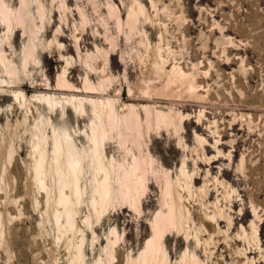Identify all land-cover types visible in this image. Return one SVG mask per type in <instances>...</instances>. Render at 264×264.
I'll return each instance as SVG.
<instances>
[{"label":"rangeland","instance_id":"rangeland-1","mask_svg":"<svg viewBox=\"0 0 264 264\" xmlns=\"http://www.w3.org/2000/svg\"><path fill=\"white\" fill-rule=\"evenodd\" d=\"M4 2L11 21L0 15V264H264V0ZM91 100L141 116L132 130L110 131L104 150L107 161L128 165L142 154L146 184L139 201L118 196L98 219L87 170L70 230L53 135L92 147L100 115ZM38 134L45 188L35 168ZM171 199L181 223L167 222L159 250L143 256Z\"/></svg>","mask_w":264,"mask_h":264},{"label":"bare ground","instance_id":"bare-ground-1","mask_svg":"<svg viewBox=\"0 0 264 264\" xmlns=\"http://www.w3.org/2000/svg\"><path fill=\"white\" fill-rule=\"evenodd\" d=\"M7 7L5 5L4 0H0V15L5 22L10 23L11 12L8 10ZM31 52L32 50L29 46L25 52L27 57L28 55L31 54ZM182 74L183 76H186L184 72ZM60 77L61 79H63L62 75ZM184 81H187L185 80V77H184ZM189 81L190 80H188V82ZM46 99L49 102V104H51L53 107L57 104L50 97ZM90 102L94 105L95 110L99 111V115H100L98 120L95 118L92 121L91 134L88 135L92 147L88 149L84 147L83 148L78 147L74 141V138H72V136L68 132H65L63 135H57V133H54L53 135L54 137L53 158H52L54 161L52 162L54 164V166L52 165L53 172H55L57 175L59 204H61V206L63 207L62 214L65 215V219H66V225L64 226V228L66 227L67 229L70 230L71 229L73 230L75 228V218H76L75 215L77 211L76 212L74 211V207L76 206V204L78 206V204L82 202V199L86 193L87 188L86 189L83 188L82 180L85 175V172L87 174L88 172L87 170L93 171L91 175L93 176L92 177L93 182L91 183L93 184L91 198L94 207V212L98 216V219L102 218L108 212L107 211L108 206L111 205L114 198L120 196V198L123 199V201L125 200L136 201L138 199L137 196L140 190L145 188L144 185L145 182L142 173V169H143L142 165L144 163V158L142 157L143 156L142 154L139 155L133 154L132 156L133 161L132 163L130 162V164L128 165V164H120L118 162L116 163L115 160L107 161L106 160L107 157L105 156V150H104V144L110 134V131L112 132V130H114L115 127L119 128L122 125L126 127L128 130H132L133 126H136L140 123L141 116L138 115L139 113L136 112V109L134 107H129V112L128 111H127L128 113L126 112L127 114L125 115L122 114V116H119L118 115L119 113L118 114L116 113L112 100H107L106 102H102L100 104L94 100H91ZM80 110L81 112L86 111L82 103ZM156 114L160 115L161 112ZM138 127H134V129ZM42 144H45V138L43 137V135H39L38 140L34 142V150L38 153L36 154L38 155V159L36 157L37 161L35 168H36V173L40 177L39 179L38 178L37 179L39 180L40 185L44 187L46 186L44 183L45 182L44 179H46L44 177L46 175L44 176L43 173L45 172V166H46L45 164L48 163V162L46 163L47 161L46 159H48V157L46 156L47 151L44 148V145L42 147ZM51 172L52 170H50V173ZM66 189H68L69 192H65ZM167 194L168 195L172 194V190L170 188L169 182L167 184ZM171 200L172 201L168 205L167 215L162 216L160 214L157 216L156 223L153 228L154 237L148 241L147 249L144 252L143 256H146L150 252L159 250V247L161 245L159 242V238L161 234L160 230L166 225L167 222H169V225L171 224L175 225L177 222L181 223V220L183 218V214L181 213V207L178 206L176 201H174L173 199ZM256 233L257 230L255 231V234ZM76 259L78 261H81L83 259V252L81 246L78 250ZM190 264H202V263L198 259L193 257V259L190 261Z\"/></svg>","mask_w":264,"mask_h":264}]
</instances>
